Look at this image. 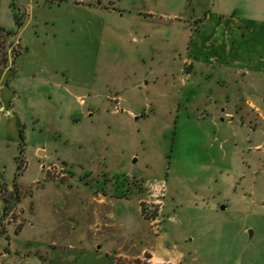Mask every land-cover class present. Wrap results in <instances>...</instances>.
Here are the masks:
<instances>
[{
    "label": "rangeland",
    "instance_id": "rangeland-1",
    "mask_svg": "<svg viewBox=\"0 0 264 264\" xmlns=\"http://www.w3.org/2000/svg\"><path fill=\"white\" fill-rule=\"evenodd\" d=\"M4 1L1 2H4L5 11L9 9L8 2L14 1L10 4L13 19L15 14L22 19L21 6L29 0ZM90 1L34 0V22L41 23V29L44 28L43 36L37 40L38 45L33 44L36 55L40 57L38 60L41 62L36 69L41 75L35 76L38 81L35 85L24 78L21 80L27 82L24 86L27 92L40 94L37 92L43 87L52 94L41 99L42 103H38L34 110L37 115L29 117L32 124L45 125L43 134L37 132L32 135L35 144L44 142L52 149L56 147L67 152L72 159H91L96 166L99 159L101 162L105 158L107 161L112 159L117 162V172H130L108 175L102 171L94 175L101 187L95 192L109 200H120L122 205L116 212L112 203L106 201L100 209L94 207L95 213L91 206L87 210L89 216L86 222L98 219L105 230L111 227L112 232H122L123 229L124 233L120 235L128 233L127 237H120L114 243L113 249L105 251L109 264H264V203L259 202L258 195V192L264 195V191L257 190L256 196H251L250 187L243 189V184L247 188L256 176L260 183L264 177V156L253 149L258 137L264 140V102L260 103L261 115L253 109L227 111L231 116L215 111L220 114H215V123L218 124L220 118L229 121L216 125L206 116L214 112L196 109L188 103L189 95L196 94L197 90L181 88L178 84H188L191 77L181 75L178 79L180 63L177 60L182 55L175 54L176 59H168L172 57L174 43L184 45L189 40L190 31L194 32L197 19L203 18L208 9L213 10L211 4L217 0H100L103 6L98 5V0H93V4ZM116 10L121 12L117 15ZM6 14L9 18L10 11ZM141 19H145L142 25L148 29V32H142L146 38L148 36V43L156 38L160 39L159 43L163 41L160 48H164L163 58L168 61L163 66L171 67L175 77L172 88H169L171 79L165 80L164 69H153L161 66L157 60L159 56L154 61L139 63L142 69L147 66L150 72L139 71L136 77L128 75L132 68L128 62V35L132 32L134 37L141 36L130 28L131 25H139ZM90 21L96 25L84 28L83 23ZM158 23L162 26H159V33L152 37ZM151 25L153 29L149 30ZM51 28L61 29L62 36L51 35ZM14 34L12 30L0 29V66L3 68L14 67L15 59L23 50ZM44 35L49 41L46 48ZM189 68L190 62L186 61L185 69ZM50 79H59L64 84L63 88L51 84ZM138 80L155 86L143 97L142 106L147 109L141 110L139 117H149L151 108L155 107L160 108L158 116H161V121L151 125V128L134 131V127L128 128V125L119 126L116 119L99 110L91 123L83 114V107L77 104L69 91L74 86L83 87L90 83L100 94L98 100L109 103L107 111L125 114L127 104L120 95L128 98V95L137 94L131 92L136 90L134 87L138 85ZM159 99L163 107L158 106ZM53 130L58 131L55 137ZM132 153L140 156L135 163L130 160ZM47 159L46 162L38 160L41 165L38 176L41 179L33 184H18L19 202L14 205L8 195L12 186L7 187L3 173H0V184L6 188L4 195L0 194L1 200L3 202V197L10 198L6 215L0 216V264H31V255L46 256L40 254L41 250L57 238L41 237L35 233L40 227L44 233L51 232L53 224L56 225L55 232H70L76 227V221L72 220L77 214L71 204L75 203L80 193L79 185L87 183L88 175L72 173L68 162L60 155ZM21 164L19 178L26 168L24 160ZM32 169L28 173L29 178L36 175ZM258 170L260 172L256 175ZM242 173L245 176L251 174L250 178L245 177L244 181L240 176ZM35 191L43 205L40 202L37 204L36 198L32 197ZM243 192L246 201L243 213L238 215L239 224H250L252 227L241 235L235 231L237 226L231 223V215L224 212L227 222L222 232V222L213 217L214 214L205 205L201 206L203 200L215 201ZM49 200L51 209L47 213L44 206ZM134 215H137L139 223L125 229L126 221ZM172 218L176 222L170 225L169 232L177 234L178 238L183 235L193 238L188 245L195 253L187 255L193 260L186 258L187 261H183L163 241L165 223ZM140 221L148 230V237L141 240ZM31 223L35 225L33 229L30 228ZM180 223L182 227H179ZM90 231H93L92 228ZM63 234L57 240L64 248L83 240L72 238L68 232ZM7 247L18 254H4Z\"/></svg>",
    "mask_w": 264,
    "mask_h": 264
},
{
    "label": "crops",
    "instance_id": "crops-1",
    "mask_svg": "<svg viewBox=\"0 0 264 264\" xmlns=\"http://www.w3.org/2000/svg\"><path fill=\"white\" fill-rule=\"evenodd\" d=\"M1 1L4 0H0V29L12 30L15 32L14 35H16V38L21 42L23 50L15 59L14 67L9 69L0 66V102L11 109V115L9 117L0 116V173H3L4 180L8 184L7 187L12 186L13 176L16 170L14 159L19 153L20 134L23 131L26 136V147L23 158L26 168L22 177L18 178V184H33L41 179L39 177L41 174V165L38 160L44 161L47 158L52 159L59 155L62 159L68 162L72 173L88 175L87 183L79 185L80 188H78V191H80V193L77 195L75 203L71 204L72 209L77 216L76 218H73L74 220L70 217L69 218L72 221H76V227H73L70 232L68 230H57L58 232H55L56 225L53 224L51 232L44 233L43 228L41 227L36 229L37 232H35L41 237H45V239H59L62 235L64 236V232H68L72 238H80L83 240L79 244L70 245L69 248H64L60 240H52L51 243L53 244H48L45 249L41 250L40 254H46V256H37L33 254L30 257V263L109 264L110 261L108 256L104 255L105 251H109V248L113 249L115 247L114 243H116L120 237H127L128 233H126V236L120 235L124 233L123 229L122 232H112L111 227L105 230L103 226L99 225L101 222L98 219H94L93 222H86L85 219L89 216L87 210H90L89 207L91 206V209H93V212L95 213L96 211L94 207L100 209L101 205L106 201L112 203L113 210L116 212L119 211L118 207L122 205V201L120 200H113L111 198L109 200L106 196L103 197L95 192L96 189H100L101 187L99 185L100 182H96L94 175H98L102 171L106 172L108 175L130 172H128V170L117 172L115 170L117 162L112 159L107 161L105 158L103 162L99 159L98 165L96 166L92 163L91 159H86V161L72 159L67 152L58 150L56 147L52 149L47 146V144H44V142L35 144L32 135H36L37 132L43 134L45 125L41 124L39 126L38 124H32L33 122L29 120V117H35L37 113H35L34 110L37 109V104L42 103L43 99L47 96L51 97L52 94L49 92L47 93L43 87L40 92H37L40 94H33L27 92L24 86L27 85V82L32 85L38 84V81L35 80V76H40L41 74L36 67L41 61H39L40 57L36 55V52L33 49L35 47L33 44L38 45L37 40L43 36L41 34L43 33L44 28L41 29V23L34 22L36 15L35 7L33 5L34 0H29L26 4L21 6L20 14L22 15V26L19 28L15 26L13 11L10 6L14 1L12 3L8 2L9 9L7 11L4 9L5 6H2L5 1ZM76 1L77 0H74V2ZM80 2L81 0H79L78 3ZM97 2L99 6H103L100 0ZM90 3L93 4V0L90 1ZM211 5L213 10L209 11L208 9L205 16L203 18H198V22H195L194 32L191 33L190 31L189 40L182 46L180 45V42H176V44L174 43L172 57H168L169 60H173L176 59L174 56L175 54L179 55V57L182 55V58L177 60V62L180 63L178 79L181 75L192 77H190V82L188 84H178L181 88H194V90H197L196 94L189 95V98L187 99L188 103H192L196 109L199 108L214 112L209 113L206 116H208L209 121L211 120V122L216 125L220 122L224 123L225 121H229L219 117V123H215L213 119L215 114L220 116V114L215 113V111H220L219 113L224 114V116H231L232 114L227 111L237 110L243 112L246 109H253L256 112L259 111L257 113L261 115L260 103L264 102V0H217ZM8 11H10L9 18H7L6 14ZM119 12L121 11H115L117 15ZM150 13L153 14L154 12ZM141 20L142 21H139L141 23L136 27H134V25H131L130 27L134 31H137V34H140L141 36L134 37L135 35H133L132 32L128 35V62L131 63L132 66L128 75L136 77L139 71L146 73L148 71L147 66L142 69V66H139V63H141V61H154L159 56L160 59L158 58L157 60L158 64L160 63L161 66H155L153 69H164L163 75L165 80L169 81L171 79L169 82V88H172L174 87V80L172 79L175 77L171 67L163 66L164 62H168L163 58L164 48H160V44L163 43V41L159 43L160 39L158 40V38H156L155 40H151V43H148V36L146 38V36L142 34L143 31L148 32L147 27L142 25L145 19ZM83 24L84 28L96 25V23L91 21ZM159 26L162 25L158 23L155 26L157 29H154L152 37L159 33ZM152 27L153 25L149 27V30H152ZM47 33L50 34L48 29ZM54 33L55 36L57 34L58 37H61L63 34H61V29L51 28V35ZM45 37L46 35H44L43 41L44 48H46L49 43V41H46L47 37ZM160 51L162 53H160ZM186 61L190 62L189 70L185 69ZM23 78L27 82H23V80H21ZM83 81L84 76L81 79L82 83ZM49 82L60 88H63L64 85L59 79H50ZM84 85H82L83 87L74 86L73 89L69 91L73 95L77 104L83 107V114L88 117V120L91 123L94 121V115L99 111L107 114L111 119H116V123L121 127H126L127 125L128 128L134 127L133 131L137 128H151V125L161 121V116H158L160 114L158 109L160 108L155 107L151 108L152 114H150L149 117L145 119L139 117V112L147 109L142 106L143 97H146L148 91L152 89L154 90L155 88V86L147 84V82L143 84L138 80V85L134 87L136 90L131 92L137 94L128 95V98L124 95H120L121 99L127 104V112L125 111V114H112L107 111L109 103L106 102V100H98L100 99V94L97 92L98 90H95L90 83L88 86L85 85L87 89ZM157 101L158 106L163 107L160 99ZM172 117L173 116L169 117V119ZM53 131L54 137L55 135H58L57 130ZM255 141L253 149L258 153L261 152L264 156V140L261 141V137H258ZM47 151H49V153ZM134 155H136V158H133ZM131 156L130 160L133 159V161L131 160L132 163H135L140 159V156H137V154L132 153ZM31 168H33L32 170H35L36 175L29 178L30 174L28 173ZM259 172L260 170L256 171V175ZM253 173H255V170ZM241 175L245 181L246 178H250L251 174L245 176V174L242 173L240 176ZM256 177L255 181H253L247 188H245L246 186L243 184V189L245 190L250 187L251 196H256L257 190L264 191V177L262 178L261 183L259 182L260 180H256ZM88 180L92 181L88 182ZM234 188L236 187L234 186ZM89 193L92 196L88 195ZM94 193H96V195ZM244 195L245 193L243 192L231 197H228L229 195H227L220 200H203L201 206L205 205L208 211L214 214L213 217L222 222V232L225 230L227 222L224 212L229 214V216L231 215V218H229L231 223H234L233 226H237L235 231L243 235L249 227H252L250 224H239L241 220L238 215L243 213L245 209L244 204L246 200ZM258 195L260 196L259 202L264 203V195H262L261 192H258ZM32 197H35L36 203L39 204L40 198H38L39 195L37 196L36 191L33 193ZM49 202L51 201H47L44 206L45 212L47 213L48 211L50 212L51 209ZM40 203L42 205L44 204V202ZM68 204L69 199L67 200V205ZM3 210L4 203L0 197V216H2ZM131 213L133 214V212ZM113 214L115 215L114 218H116L114 211ZM96 217H98V215ZM174 222L176 221H173V218L166 221L164 227L165 234L162 239L168 248L179 254L180 259H183V261L186 258L188 260H193V257L191 259L187 257V255L195 253L194 250V252H192V249L189 246L191 242H193V238H188V235H183L181 238H178L176 237L177 234L169 232L170 225ZM137 223H139L137 215H134V217H131L128 222L126 221L124 228L128 230L129 227H132L134 224L136 226ZM34 226L33 223L30 224L31 229H33ZM139 226L141 228L139 240L147 238L148 230L146 226L143 225L142 222ZM182 226L183 224L180 223L179 227ZM91 228L93 231H90ZM84 239L86 240L84 241ZM87 243L89 244L86 245ZM8 245L11 246L12 243L9 242ZM103 248L105 250H103ZM16 253L14 249L11 250L10 247H7L4 254Z\"/></svg>",
    "mask_w": 264,
    "mask_h": 264
},
{
    "label": "trees",
    "instance_id": "trees-1",
    "mask_svg": "<svg viewBox=\"0 0 264 264\" xmlns=\"http://www.w3.org/2000/svg\"><path fill=\"white\" fill-rule=\"evenodd\" d=\"M14 21L17 28L22 26L21 19H18V15H14ZM20 147H19V153L18 156L15 158L16 162V170L13 176L12 181V191L8 194L10 198H12L13 205L19 202V185H18V178L22 171V164L21 162L24 160V151L26 147V136L24 135L23 131L20 134ZM0 191L1 194L4 195V192L6 191V188L4 185L0 184ZM10 198L7 199L6 197H3V203H4V210H3V216L6 215L8 207H9V201ZM7 239V238H6Z\"/></svg>",
    "mask_w": 264,
    "mask_h": 264
},
{
    "label": "built area",
    "instance_id": "built-area-1",
    "mask_svg": "<svg viewBox=\"0 0 264 264\" xmlns=\"http://www.w3.org/2000/svg\"><path fill=\"white\" fill-rule=\"evenodd\" d=\"M11 115V109L0 102V116L9 117Z\"/></svg>",
    "mask_w": 264,
    "mask_h": 264
}]
</instances>
